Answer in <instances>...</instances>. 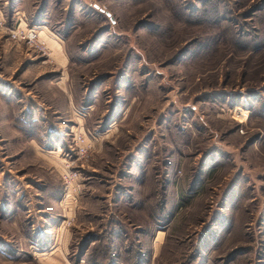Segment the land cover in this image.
I'll list each match as a JSON object with an SVG mask.
<instances>
[{"label": "rangeland", "instance_id": "1", "mask_svg": "<svg viewBox=\"0 0 264 264\" xmlns=\"http://www.w3.org/2000/svg\"><path fill=\"white\" fill-rule=\"evenodd\" d=\"M0 12V264H42L16 237L42 224L25 182H42L43 163L17 141L29 132L58 140L62 169L46 178L73 204L71 264L84 245L77 263L264 264V0H0ZM19 16L52 32L62 67L46 43L10 38ZM26 95L53 124L16 122Z\"/></svg>", "mask_w": 264, "mask_h": 264}, {"label": "crops", "instance_id": "2", "mask_svg": "<svg viewBox=\"0 0 264 264\" xmlns=\"http://www.w3.org/2000/svg\"><path fill=\"white\" fill-rule=\"evenodd\" d=\"M1 17V12H0ZM19 25L26 26L23 21V19L19 16ZM37 32L38 37L43 39L45 43L50 46L52 49V56L59 66H63L65 62V57L63 54L62 47H60L59 42H57L54 38V35L51 31L46 29L45 27L37 26ZM46 61V60H45ZM28 91H25L24 94H27ZM28 99V105L29 109H23V106L19 107L20 109L17 114L16 122H22L29 125H36L38 127H46L48 125L53 124V116L51 113H49L50 107L48 105H38L39 98L37 100H34L30 98V96L26 95ZM1 99V98H0ZM2 100V99H1ZM41 104V102H40ZM71 108V107H70ZM4 111L2 112L4 116L7 113L6 105L4 104L3 107ZM64 114L69 111V108L67 109L64 106ZM2 114V115H3ZM70 114L68 113V116ZM70 117V116H69ZM61 118L63 121L68 122V117L62 116ZM5 119V118H4ZM50 131V129H46ZM43 135V134H42ZM41 134H35L33 132H29V134H26L25 137L18 139V146L23 144L27 145V150H20L19 153L20 157L26 156L27 158L31 157H39L41 159V162L43 163V166L41 164L36 163L35 161L28 162L30 165H39L42 166V169H39L42 171V174L44 175V178H42V182L38 183L33 180H27L25 183L29 184L30 186H34L38 192H39V200L40 204L37 205L38 214L42 216V220L40 221L41 227L36 229V233H33L31 226H29L30 232L24 231L25 233H21L20 230H18L19 235H17V239L19 243H23L28 250L31 252L32 256H41L42 264H71L67 258V250H68V243L70 234L68 232V229L63 224V221L65 220L62 218L63 216L67 217L69 214L73 213V204H62L60 201V182H52V178L47 179V172L51 173V171L54 169L55 172L59 173L62 169V157H60L55 150H53L55 141L58 142V140H50V137L42 136ZM46 135V134H45ZM51 135V134H50ZM53 142V143H52ZM22 148V147H21ZM24 158V157H23ZM34 162V163H33ZM29 171H34L33 167H26ZM46 170V171H45ZM37 172V170H35ZM31 173V172H30ZM35 173V172H32ZM21 178V176L19 177ZM24 183V185H25ZM23 185V186H24ZM34 195L37 193L33 192ZM21 202V200H20ZM20 202H16V208L18 209L20 207ZM64 207H66L64 209ZM21 209H24L21 204ZM18 216V213L16 212V218ZM59 219V220H57ZM18 229V228H17ZM41 229V231H40ZM42 229H47V235L42 231ZM54 230V231H52ZM51 232V233H50ZM17 234V233H16ZM50 234V236H49ZM157 235V234H156ZM157 235V239H158ZM51 239V240H50ZM156 239V236H155ZM50 244V246H49ZM48 245V246H47ZM24 246V248H26ZM46 247H50L48 251H46ZM86 249V248H85ZM85 253V250L83 254ZM53 254H57V257ZM82 254V255H83ZM34 258V257H33ZM82 263V262H81ZM80 262L76 264H81ZM121 264V263H120Z\"/></svg>", "mask_w": 264, "mask_h": 264}, {"label": "built area", "instance_id": "3", "mask_svg": "<svg viewBox=\"0 0 264 264\" xmlns=\"http://www.w3.org/2000/svg\"><path fill=\"white\" fill-rule=\"evenodd\" d=\"M9 36L10 38L15 39L17 42H24L31 48H34L42 53L45 52V41L38 37V32L33 26H21L16 24L14 29L10 30ZM71 140L75 157L78 159H84L89 148L88 141L85 140V137L79 131L73 132ZM63 170L64 171L60 176L64 183L63 186L65 189V195H68L69 189H73V185L74 188L75 186H78L77 181H75V183L73 181L76 176V171L70 168L68 162H64Z\"/></svg>", "mask_w": 264, "mask_h": 264}, {"label": "trees", "instance_id": "4", "mask_svg": "<svg viewBox=\"0 0 264 264\" xmlns=\"http://www.w3.org/2000/svg\"><path fill=\"white\" fill-rule=\"evenodd\" d=\"M84 249H85V245L82 246V247H80V250H79V251L76 253V255H75V260L73 261L74 264H76L77 261H78V258H79L80 256H82V254H83V252H84Z\"/></svg>", "mask_w": 264, "mask_h": 264}, {"label": "water", "instance_id": "5", "mask_svg": "<svg viewBox=\"0 0 264 264\" xmlns=\"http://www.w3.org/2000/svg\"><path fill=\"white\" fill-rule=\"evenodd\" d=\"M98 9H99V11H103V13L105 15H107L109 17L110 21H111V17L109 16V14H108V12L106 10H103L102 8H98Z\"/></svg>", "mask_w": 264, "mask_h": 264}]
</instances>
